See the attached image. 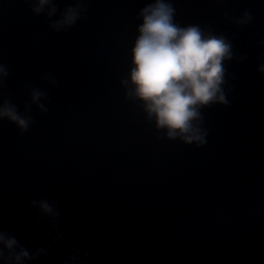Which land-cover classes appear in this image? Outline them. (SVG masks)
I'll return each instance as SVG.
<instances>
[{
	"label": "water",
	"instance_id": "obj_1",
	"mask_svg": "<svg viewBox=\"0 0 264 264\" xmlns=\"http://www.w3.org/2000/svg\"><path fill=\"white\" fill-rule=\"evenodd\" d=\"M54 2L59 13L76 0ZM148 2L87 0L77 24L56 32L25 0H0V63L10 69L0 102L23 112L31 87L47 95V112L31 104L27 132L0 120V229L29 250L55 236L32 199L58 205L63 237L48 254L79 249L90 261L183 253L264 223V0H173L178 21L224 33L247 57L227 65L230 104L203 110L201 147L167 139L125 99L126 53ZM246 9L248 26L225 20Z\"/></svg>",
	"mask_w": 264,
	"mask_h": 264
},
{
	"label": "clouds",
	"instance_id": "obj_2",
	"mask_svg": "<svg viewBox=\"0 0 264 264\" xmlns=\"http://www.w3.org/2000/svg\"><path fill=\"white\" fill-rule=\"evenodd\" d=\"M25 2L36 16L46 13L49 27L56 32L72 28L87 12V0H76L59 13L54 0ZM176 15L173 0H150L140 8L136 35L126 53L128 70L120 84L125 99L138 105L146 121L158 132L169 140L201 147L208 136L203 110L230 104L228 93L232 86L228 83L227 65L234 59L243 62L247 57L235 54L232 39L224 33L199 23L182 24ZM225 20L243 28L251 24L253 16L246 9L239 16L225 12ZM256 43L264 48V39ZM257 72L264 77V52L258 58ZM9 74L8 65L0 63V88L5 86ZM42 78L56 82L52 73ZM29 96L40 112L48 111L41 103L47 96L44 91L31 87ZM31 104L20 112L15 103L5 98L0 102V120L14 124L21 134L27 132L34 123ZM30 204L43 216L53 218L55 236L51 245H37L30 251L12 233L0 229V264H35L47 257L51 246L63 237L56 202L41 198L32 199ZM88 255L87 251L73 249L63 264H87Z\"/></svg>",
	"mask_w": 264,
	"mask_h": 264
}]
</instances>
